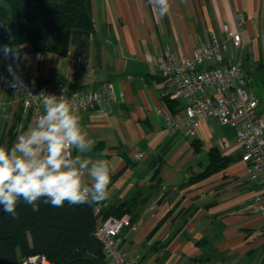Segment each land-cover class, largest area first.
Segmentation results:
<instances>
[{"label": "crops", "instance_id": "obj_1", "mask_svg": "<svg viewBox=\"0 0 264 264\" xmlns=\"http://www.w3.org/2000/svg\"><path fill=\"white\" fill-rule=\"evenodd\" d=\"M91 9L96 32L82 53L85 64L72 73L71 59L82 55L74 45L61 54L35 51L28 42L0 54V146L10 148L35 120L13 100L15 74L70 80L76 89L112 87L116 98L78 112L96 142L89 158L107 159L113 168L109 197L99 203L103 216L121 207L132 217L120 233L125 248L140 264H264V221L253 200L258 186L241 157L238 127L205 118L190 135L184 120L168 119L175 110L184 116V102L171 98L173 85L156 62L164 52L192 56L209 33L225 39L226 26L237 30L241 10L242 64L254 75L250 87L264 116V0H170L163 17L148 0H91ZM239 53L229 41L226 61ZM214 147L232 160L192 181Z\"/></svg>", "mask_w": 264, "mask_h": 264}, {"label": "built area", "instance_id": "obj_2", "mask_svg": "<svg viewBox=\"0 0 264 264\" xmlns=\"http://www.w3.org/2000/svg\"><path fill=\"white\" fill-rule=\"evenodd\" d=\"M235 19L237 30L230 31L226 26L225 39L221 40L216 34L209 33L205 41L195 46L192 56L164 52L156 62L162 76L173 85L171 98L184 102V116L181 111H176L168 119L184 120L190 135H196L199 122L205 118H214L222 124L238 127L241 157L247 164L249 179L258 186L253 200L258 202L264 221V116L259 113V96L250 87L254 75L242 64V31L247 16L243 11L237 10ZM229 41L240 52L238 59L230 62L226 61ZM2 53L0 47V54ZM85 62L83 54L73 57L71 73ZM11 93L13 100L20 102L34 118L43 111V107L33 95L41 93L64 95L76 105L77 110L91 111L102 105L107 97L116 98L112 87L102 89L88 86L76 89L72 87L70 80H33L20 74H15L13 78ZM135 155L141 158L144 153L139 151ZM102 210L100 204L93 205V213L97 219L96 235L103 242L108 264H140V256L131 254L120 238L122 230L132 225L131 217L127 214L121 217H104ZM20 264L50 263L45 255L34 254Z\"/></svg>", "mask_w": 264, "mask_h": 264}, {"label": "trees", "instance_id": "obj_3", "mask_svg": "<svg viewBox=\"0 0 264 264\" xmlns=\"http://www.w3.org/2000/svg\"><path fill=\"white\" fill-rule=\"evenodd\" d=\"M95 32L91 0L0 1L2 51L4 46L13 51L30 42L35 51L66 54L74 45L76 53L82 54L89 50ZM209 154L210 164L192 181L232 160L215 147ZM93 205L70 206L66 202L55 208L41 203L39 212L34 213L21 201L16 209L18 218L0 212V264H20L34 254L45 255L50 264H108L103 242L96 235ZM127 210L117 207L104 217H121Z\"/></svg>", "mask_w": 264, "mask_h": 264}, {"label": "clouds", "instance_id": "obj_4", "mask_svg": "<svg viewBox=\"0 0 264 264\" xmlns=\"http://www.w3.org/2000/svg\"><path fill=\"white\" fill-rule=\"evenodd\" d=\"M148 3L160 17L170 10V0ZM11 51L3 47L5 56ZM33 98L40 100L43 111L10 148L0 146V212L18 218L21 201L34 213L41 203L61 208L66 202L77 206L105 201L113 168L107 159L89 158L96 142L82 126L76 105L64 95Z\"/></svg>", "mask_w": 264, "mask_h": 264}, {"label": "rangeland", "instance_id": "obj_5", "mask_svg": "<svg viewBox=\"0 0 264 264\" xmlns=\"http://www.w3.org/2000/svg\"><path fill=\"white\" fill-rule=\"evenodd\" d=\"M222 127V126H221Z\"/></svg>", "mask_w": 264, "mask_h": 264}]
</instances>
